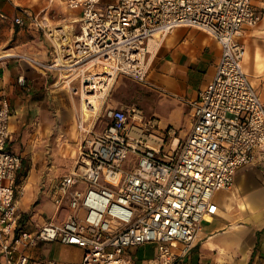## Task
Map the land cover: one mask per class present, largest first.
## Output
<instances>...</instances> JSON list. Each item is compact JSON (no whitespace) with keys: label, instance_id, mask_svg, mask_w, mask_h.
<instances>
[{"label":"built area","instance_id":"obj_1","mask_svg":"<svg viewBox=\"0 0 264 264\" xmlns=\"http://www.w3.org/2000/svg\"><path fill=\"white\" fill-rule=\"evenodd\" d=\"M61 1L80 9L68 42L60 26L50 25L48 12L21 13L13 21L49 37L50 61L21 55L38 66L70 71L65 81L82 100L76 118L84 132L85 117L95 108L84 107L89 99L83 93L107 90L117 75L145 82L147 42L155 33L176 26L202 29L217 40L220 56L211 80L190 103V128L181 140L172 127L164 137L156 134V119L135 104L106 108L103 128L79 140L74 164L53 186L52 202L56 210L65 208L63 217L34 231L18 224L14 176L21 156L5 148L10 108L1 100L0 264H42L26 249L53 240L81 247L74 264H135L131 248L144 243L155 245L145 264H173L189 249L203 219L217 212L214 193L230 188L235 169L254 160V149L264 150V101L243 69L239 40L244 25L256 23L259 15L251 0ZM76 77L78 85L70 86ZM17 82L26 85L23 75ZM129 154L135 161L126 168Z\"/></svg>","mask_w":264,"mask_h":264},{"label":"crops","instance_id":"obj_2","mask_svg":"<svg viewBox=\"0 0 264 264\" xmlns=\"http://www.w3.org/2000/svg\"><path fill=\"white\" fill-rule=\"evenodd\" d=\"M50 2L0 0V34L5 35L0 40V101L6 100L10 108L5 148L21 156L14 176V200L19 227L30 231L49 219L63 217L65 208L56 210L52 202L53 186L69 170L79 140L101 130L92 128L93 123H87L86 118V132L80 130L77 100L66 81L57 78L54 70L21 55L43 63L54 56L39 29L13 21L21 13L45 15ZM251 5L259 19L244 25L239 36L245 48L242 65L264 101V0H251ZM73 19L71 22H76V17ZM67 25L73 28V24ZM157 41L152 49L147 42L149 67L139 102L142 106V100L149 98L156 106V112H147L142 106L145 117L156 119L154 131L164 137L165 129L172 127L177 137L183 138L190 128V103L211 80L220 45L206 31L189 26H176L157 36ZM18 75L25 77V86L17 82ZM161 117L165 118L163 129ZM253 153L251 163L235 169L231 187L226 192L216 191L220 193L214 199L217 212L203 219L189 249L173 264H264V150L254 149ZM47 242L59 244L62 264L81 259V247L57 240L41 241L26 251L46 264L41 256L48 251ZM174 245L181 246L178 242ZM131 252L135 264H145L155 245L144 243Z\"/></svg>","mask_w":264,"mask_h":264},{"label":"rangeland","instance_id":"obj_3","mask_svg":"<svg viewBox=\"0 0 264 264\" xmlns=\"http://www.w3.org/2000/svg\"><path fill=\"white\" fill-rule=\"evenodd\" d=\"M51 1L50 4L46 3V7L48 9V15L51 17L50 20V25L53 28H58L59 26L62 27L66 24H73V28H69L66 27L63 31L64 33L67 32L68 36H70V38L72 37V33L75 32L77 30V23L76 22H71V19L73 18H77L78 14L80 12L79 8L76 9H68L64 3L61 0H49ZM45 3V2H44ZM43 5V4H42ZM45 6V4H44ZM72 12L74 14H72ZM42 34V36H44L49 42L50 39L48 36H46L42 31H40ZM5 37V35L2 36V34H0V40L3 39ZM155 42L157 41V36L154 38ZM51 44V42H50ZM52 47V45H51ZM28 55V54H26ZM55 71L57 78H59L61 81H65L67 80L69 77H71L72 75H68V73H70V71H65V70H61V69H52ZM97 70V69H96ZM66 75V76H65ZM68 75V78H67ZM67 83V82H66ZM144 82H139L136 81L130 77L127 76H122V75H117L114 80L112 81V83L110 84V86L107 88V90L104 91L103 95L100 97H94L97 100V106L95 107V112H87L84 111V113H88L89 115L86 118V122H91L93 123V125L91 126L92 128H97L98 129H102L103 126L105 125L107 119L104 115V111L106 108L108 107H115V106H119V103H123L124 105H137L138 107H140L142 109V106L144 107V109L147 112H151L154 111L156 112V106L154 104H151V102L149 101V98H145L142 100V106L139 102L140 97L143 95V87ZM78 85V79L77 77L74 78L71 82H70V86H77ZM71 94L75 97V99L77 100V105H78V113L80 110V105L82 104V100L80 99V96L78 93H73L70 90ZM156 114V113H154ZM86 115V114H85ZM77 116V114H76ZM164 117H161L160 120L161 124L160 126H162L161 128H165L166 124L163 123L164 121ZM156 134H159L157 131H154ZM160 135V134H159ZM177 136V135H176ZM179 139L181 140L182 137H179ZM167 140V139H166ZM166 143H164V150H167V144L168 142L165 141ZM77 154V152H76ZM76 156L70 158L71 164L69 169L72 167V165L74 164V159ZM135 161V155L134 154H129L127 160L125 161V163L123 164L124 167L128 168L130 167ZM231 187V186H230ZM229 189V188H228ZM228 189H220L218 191L220 192H226ZM219 192H215L213 198L217 199L219 196ZM46 246L48 247V251L43 253V255L41 256V258L43 259V261L46 264H50L47 263V260H53V264H62V262L64 261L62 258V254H61V250L59 248V244L55 243V242H47Z\"/></svg>","mask_w":264,"mask_h":264},{"label":"bare ground","instance_id":"obj_4","mask_svg":"<svg viewBox=\"0 0 264 264\" xmlns=\"http://www.w3.org/2000/svg\"><path fill=\"white\" fill-rule=\"evenodd\" d=\"M75 19H73L72 21H74ZM66 27H68V25L66 24V25H64V26H62L60 29H62V30H64ZM65 35H64V37H63V40H64V42H68V41H70V36H68V33L67 32H65L64 33ZM157 36V33H155L154 34V36L153 37H151L150 39H149V43H148V49H152V47L155 45V37ZM159 41V40H158ZM157 41V42H158ZM56 42L60 45L61 43H63V42H61L60 40H56ZM155 48V47H154ZM58 60H59V65H61V63H63L64 61H63V59H60V58H58ZM62 65H66V64H62ZM109 84H110V82H109ZM104 89H105V87H104ZM103 93H104V90H98V89H96L95 91H94V93H89V92H87V93H83V97H84V99H89L88 101H87V103H88V105H86L85 104V106L84 107H86V109L87 110H93L96 106H97V100L94 98V97H100V96H102L103 95ZM84 103H86V102H84Z\"/></svg>","mask_w":264,"mask_h":264}]
</instances>
